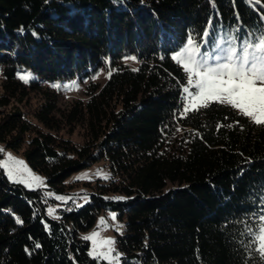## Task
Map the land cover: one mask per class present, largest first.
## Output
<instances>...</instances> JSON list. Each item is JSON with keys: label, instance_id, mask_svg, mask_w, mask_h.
Segmentation results:
<instances>
[{"label": "trees", "instance_id": "16d2710c", "mask_svg": "<svg viewBox=\"0 0 264 264\" xmlns=\"http://www.w3.org/2000/svg\"><path fill=\"white\" fill-rule=\"evenodd\" d=\"M261 9L264 0H0V143L25 147L55 190L100 161L112 173L54 219L40 191L0 167V264H108L83 237L103 211L124 222L121 264H256L246 224L264 214V126L218 103L182 118L185 72L172 55L206 28L209 42L259 35ZM100 69L111 76L65 111L48 92L32 108L19 77L82 82ZM77 128L83 144L65 137Z\"/></svg>", "mask_w": 264, "mask_h": 264}, {"label": "snow or ice", "instance_id": "6c2138e0", "mask_svg": "<svg viewBox=\"0 0 264 264\" xmlns=\"http://www.w3.org/2000/svg\"><path fill=\"white\" fill-rule=\"evenodd\" d=\"M261 19L264 20V16H261ZM211 24L210 19L208 25L211 26ZM208 36L209 32L206 28L201 37L207 38ZM234 39L239 46L230 44L227 48L218 47L215 55L210 59L201 52L199 41H194L193 36L189 35L186 46L172 56V59L185 72L184 83L187 86L182 88V92L186 94L180 106L182 118H186L189 111L199 112L201 107L207 108L211 103H218L230 105L245 117L250 118L255 125L264 126V31H261L259 35L252 33L242 42L239 41V37ZM131 59L135 60L136 57L133 56ZM20 78L27 83L34 77L29 73ZM53 86L61 87L58 84ZM8 159L12 161L11 155ZM13 163L17 166V172L24 170L22 162L13 161ZM4 167L9 168L7 164ZM7 175L14 183H25L15 178L12 169L8 170ZM28 175L31 181L38 180V177L33 176L30 171ZM57 199L65 200L66 198L57 196ZM115 199L125 198L116 197ZM51 212L50 209L49 214ZM111 215L115 220V214ZM246 228V234L253 245L256 264H264V214L258 217L257 224H246ZM85 239L93 243V251L89 255L94 259L102 257L108 261V264L118 261L119 255H113L114 240L98 241V233L85 237ZM36 247L40 245L36 244ZM105 247L107 252L101 251Z\"/></svg>", "mask_w": 264, "mask_h": 264}, {"label": "rangeland", "instance_id": "374dc122", "mask_svg": "<svg viewBox=\"0 0 264 264\" xmlns=\"http://www.w3.org/2000/svg\"><path fill=\"white\" fill-rule=\"evenodd\" d=\"M234 38L235 36L234 33L232 32H222L220 36L217 37L212 42H209L207 38H204V40L200 43L201 52L203 54H206L211 59V57L215 55L218 47L227 48L230 46V44H236L237 46H239L238 42ZM239 41L242 42L244 40H239ZM185 46L186 44L183 47ZM183 47H181L178 51H180ZM125 63L130 68L133 69H136L138 66L137 61L131 58L127 59ZM29 73L30 72L28 71L20 72L19 77ZM31 75L34 78L29 80V82L27 83L24 82L23 84L30 91L29 101L31 107L34 108L36 107V105L41 103L43 99V93L48 92L54 95L55 98L57 99L59 109L65 111L76 101L86 102L88 100V95H87L88 85L90 83L97 84L98 86L103 85L107 80L109 73L106 69H100L93 75L92 78L86 79L85 81L82 82L77 78L70 80L49 82V81L41 80L40 78H38L33 74ZM0 84H1V80H0ZM57 84L60 85L61 87L56 88L53 86ZM185 95L186 94H184V96ZM0 110H2V108H0ZM83 133L84 131L81 128H77L72 135H65V137L72 139L76 143L83 144V139H84ZM182 134L183 131H179L174 136L167 138V140L165 141V146H166L165 149L168 151L175 150L180 144V139L182 137ZM24 151H25V147H23L19 151H14L12 149L5 148L4 145L0 143V155H1L0 167L3 170L10 184H18L28 191H40L42 193L43 202L46 204V213L50 218H54V219L58 218L59 209H75L84 206L90 200L89 195L94 191L92 186H96L97 183L109 184L112 178V173L108 166V163L106 161H100L87 169H84L80 172L73 174L61 186V190H55L48 185L44 174L39 173L31 168V166L28 164L24 156ZM9 155H11L12 161H9L8 159ZM13 161L22 162L24 166V170L17 172L16 171L17 166L13 163ZM5 164L9 166L8 169L4 167ZM9 169L13 170L14 176L17 180H23L25 181V183H14L12 180H10L7 175ZM29 171L33 176L38 177V180L31 181L28 175ZM57 196H62L65 197L66 199L59 200L57 199ZM68 204H70V206H68ZM50 209L52 210L51 214H49ZM113 213L114 212L111 211L101 212L96 217L94 225L90 229L84 232L83 237L85 238L98 233V241L108 240V239L114 240L115 252L113 253V255L114 256H116L117 254L119 255L118 261H114V264H121V253L116 246V234L121 235L123 233L124 222H121L118 219L116 213H114L116 219L113 220L111 215ZM87 241L90 244V250H89L90 253L93 251V243L91 240H87ZM101 251L107 252V248L105 247L101 249ZM91 257L93 258V256ZM96 259L103 260L108 263V261L102 257Z\"/></svg>", "mask_w": 264, "mask_h": 264}]
</instances>
